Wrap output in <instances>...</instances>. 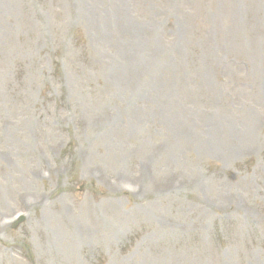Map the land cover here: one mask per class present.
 <instances>
[{
  "label": "rangeland",
  "instance_id": "obj_1",
  "mask_svg": "<svg viewBox=\"0 0 264 264\" xmlns=\"http://www.w3.org/2000/svg\"><path fill=\"white\" fill-rule=\"evenodd\" d=\"M0 264H264V0H0Z\"/></svg>",
  "mask_w": 264,
  "mask_h": 264
}]
</instances>
